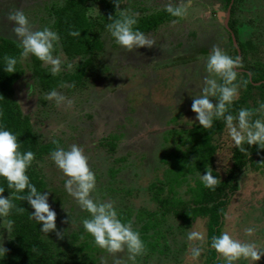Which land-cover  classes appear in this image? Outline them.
<instances>
[{
	"label": "rangeland",
	"instance_id": "obj_1",
	"mask_svg": "<svg viewBox=\"0 0 264 264\" xmlns=\"http://www.w3.org/2000/svg\"><path fill=\"white\" fill-rule=\"evenodd\" d=\"M64 1L0 0V38L18 42L11 31L13 24L7 19L15 10H23L34 27L42 29L46 25L43 20L48 22V27L53 21L47 10L52 5H62ZM184 2L188 4L186 16L172 17L155 31L146 33L154 41L152 48L127 52L115 43L108 31L99 36L102 50L94 54L70 59L58 48L56 54L63 53V70L58 73L61 76L76 74L90 59L85 67V79L78 88L70 90L72 83H65L56 89L72 101L71 105L46 99L47 93L40 89L33 77L31 57L20 60L23 74L13 85V90L22 115L30 118L41 141L58 140L60 147L65 149L73 144L83 149L89 167L96 175L92 198L112 202L119 215L130 208L133 213L142 208L155 210L147 189L161 176L162 158L185 145L188 134L200 126L191 111V103L192 98L201 95L203 80L209 75L205 67L208 54L215 45L232 56L231 50L237 45L233 42L232 47L225 30L228 12L224 0ZM168 3L175 5L180 0H121L118 9L145 17L163 13ZM237 6L235 19L240 24L239 43L252 40L253 46L259 50L257 55L250 53L247 61L259 60L264 69V0H240ZM93 7L98 11L89 9ZM89 11L94 15L89 16ZM86 14L99 20L110 11L101 0H89ZM173 19L178 22L173 23ZM68 64L72 65L70 69ZM42 68L50 72L48 66L42 64ZM215 100L213 97L214 104ZM109 136L116 144L112 155H107L101 147L105 145L104 138ZM213 143L217 151L210 168L221 181L231 168L235 146L226 127L215 135ZM121 158L122 163L116 162ZM40 165L46 177L44 192H49L48 202L56 212L57 232L61 235L81 232L84 230L82 220L88 217V213L81 210L66 192L64 182L67 178L51 158ZM112 169L118 172L114 180L108 173ZM200 175L190 176L188 183L193 185ZM161 228L164 235L161 242L168 246V258L156 256L148 264H203L207 249L205 219L199 218L192 226L183 228L168 218ZM248 228L255 231L249 235ZM189 231H201L205 239L189 241ZM57 232H50L48 236L56 239ZM222 232H228L241 242L255 243L264 253V175L261 172L248 170L240 177L239 189L227 209ZM9 233L6 223L0 220V245L3 247ZM81 234L87 235L85 231ZM194 246L202 249L196 259L191 255ZM104 252L95 264H134L126 249L115 254ZM218 262L225 264L219 255ZM235 264H264V256L257 262L241 259Z\"/></svg>",
	"mask_w": 264,
	"mask_h": 264
},
{
	"label": "trees",
	"instance_id": "obj_2",
	"mask_svg": "<svg viewBox=\"0 0 264 264\" xmlns=\"http://www.w3.org/2000/svg\"><path fill=\"white\" fill-rule=\"evenodd\" d=\"M89 0H65L60 6L52 5L47 14L52 19L49 26L61 36L60 49L67 58L94 54L102 50L99 40L101 33L108 31L106 25L111 23L109 17L120 18L121 11L116 7L115 0H101L110 14L102 16V20L89 18L86 14V3ZM121 6V0H116ZM227 9V24L225 30L233 47L232 56L239 55L242 58L243 67L238 69L237 83L240 84L239 95L233 102L230 111L233 115L240 108L255 109L260 103H264V69L259 60L247 61V56L258 54L259 48L253 46L252 40L240 42L239 26L235 19L237 5L240 0H224ZM172 20L166 11L151 16L137 17L135 28L146 33L155 31L161 24ZM98 21H102L99 23ZM47 26V21L43 20ZM78 30L79 37L69 35L70 31ZM22 49L18 42L0 38V125L17 135L20 150H31L35 153V159L27 170L29 180L39 191L44 192L47 186L43 166L50 158V153L61 144L58 140L43 142L33 130L30 118L23 116L19 105L14 100L13 85L22 76V64L20 52ZM5 55L17 58V72L9 74L3 71V57ZM31 57V56H30ZM244 62V64H243ZM87 59L76 74L53 75L42 68V62L31 57L32 74L36 83L45 93L58 89L65 83H72L71 87H79L85 79ZM251 64V65H250ZM245 65V66H244ZM247 82L245 85L244 82ZM70 87V88H71ZM217 99V97H215ZM250 102V103H249ZM256 117L254 116L253 119ZM225 124L222 120H214L210 129L202 126L194 127L188 134L185 145L178 146L176 151L164 155L161 160L163 169L161 176L155 179L149 187V201L156 206L155 210L139 209L136 213L127 209L120 213V218L125 222H131L133 228L138 230L141 239L145 242L146 251L137 256L134 264H148L149 260L156 256L168 258V246L161 242L164 238L162 223L168 218L180 223L183 228H188L199 218L206 221V251L203 264H219L218 254L211 248L213 236L222 233L224 217L231 204L236 191L239 189V180L248 170L261 172L264 175V149H258L253 145L248 148V154L241 153L236 147L232 150V165L226 177L215 187V190L205 188L201 179H195L193 185L189 184V177L204 174L206 169L212 166L216 144L213 143L215 135L219 134ZM104 147L107 155L113 154L116 144L113 137L104 138ZM102 141V142H103ZM107 142V143H106ZM109 149H106L108 148ZM247 148L248 146L245 145ZM182 148L184 150L182 151ZM250 154V155H249ZM123 162V158L116 162ZM109 176L114 180L117 171L110 170ZM213 176L219 177L213 173ZM0 187L4 188L3 195H8L13 200L14 208L7 219L14 221L9 239L4 248L6 255L0 256V264H95L104 250L98 248L92 237L79 233L63 234L56 239L42 233L41 225L29 218L33 211L25 200H17L8 189L6 183L0 179ZM184 189V192L181 193ZM27 191V190H25ZM109 192H111L109 190ZM24 208V211L18 209ZM133 220V222H132ZM182 229V228H181ZM66 238V239H65ZM169 258H172L171 255Z\"/></svg>",
	"mask_w": 264,
	"mask_h": 264
},
{
	"label": "clouds",
	"instance_id": "obj_3",
	"mask_svg": "<svg viewBox=\"0 0 264 264\" xmlns=\"http://www.w3.org/2000/svg\"><path fill=\"white\" fill-rule=\"evenodd\" d=\"M115 4L119 8L116 0ZM164 10L173 18H182L188 14V4L184 0H180V3L175 5L168 3ZM88 15L92 16L94 13L89 11ZM7 19L13 24L11 31L22 49L20 52L22 59L35 57L48 66L53 75L63 70V53L56 54L61 46V36L57 31L48 26L42 29L35 28L24 11L19 9L10 13ZM109 20L112 22L107 24L106 28L110 36L127 52L154 46L152 39L135 28L137 24L135 13L122 11L120 18L114 19L110 16ZM172 22L178 21L173 19ZM69 35L79 37L80 32L73 30ZM17 63L16 57L5 55L3 71L9 74L17 72ZM67 67L70 69L72 65L68 64ZM205 67L209 75L203 80L201 95L192 98L191 103V111L195 113L196 121L206 130L213 126L214 120H222L233 145L241 153L248 154V148L253 145L258 149H264V103H260L255 109L240 108L235 115L230 111L239 95L240 84L237 83V78L238 69L243 67L242 58L239 55L229 56L223 49L214 45L208 54ZM244 83L247 84L246 81ZM213 97H217L215 104L212 102ZM46 99L57 104L72 103L55 89L47 93ZM245 145L248 147L246 148ZM50 158L67 178L64 188L68 195L77 202L81 210L88 213V217L82 220V226L92 237L95 245L111 254L126 249L132 261H135L137 256L143 255L146 251L145 242L141 239L139 231L133 228L132 223L120 218L112 202L92 198L91 194L96 189V175L90 169L83 149L76 144L68 149L58 146L50 153ZM34 159L35 153L31 150L22 152L17 135L0 125V179L6 183L8 189L13 190L15 199L27 201L33 209L29 218L41 225L40 231L47 235L50 232H57L56 212L48 202L49 192L39 191L26 174ZM212 172L209 167L203 175H199L203 186L214 191L221 181L213 176ZM3 192L4 188L0 187V220L6 223V230L10 232L14 221L7 218L16 205L10 196L5 197ZM24 210V208L18 209L21 212ZM254 231V228L246 229L249 235ZM57 236H61V233L57 232ZM187 239L203 241L205 234L201 231H189ZM210 246L224 258L225 264H235L241 259L257 262L264 256L255 243L241 242L230 236L228 232L213 236ZM201 251L199 246L192 247L193 259L199 258ZM6 252L7 250L0 245V256L6 255Z\"/></svg>",
	"mask_w": 264,
	"mask_h": 264
}]
</instances>
